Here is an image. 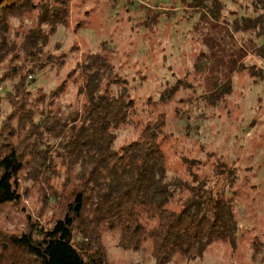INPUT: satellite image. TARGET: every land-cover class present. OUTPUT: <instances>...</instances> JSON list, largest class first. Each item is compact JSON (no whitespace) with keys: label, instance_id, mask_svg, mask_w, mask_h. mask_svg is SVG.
<instances>
[{"label":"trees","instance_id":"16d2710c","mask_svg":"<svg viewBox=\"0 0 264 264\" xmlns=\"http://www.w3.org/2000/svg\"><path fill=\"white\" fill-rule=\"evenodd\" d=\"M230 1L238 3L181 0V4L197 17V27H219L228 36L253 33L261 39L264 0H246L247 14L235 16L237 11L232 10V20L225 14ZM146 7L148 20H156L157 13ZM33 14L35 26L13 38L12 21ZM69 21L70 0H0V64L12 68L4 80L14 83L16 92L10 97L15 108L0 132V208L21 200L18 177L25 173L45 181L59 163L78 182L68 199L50 196L52 202L64 204L63 216L50 227L29 219L19 234L0 228V264H109L99 248L104 229L120 234L124 250L148 245L155 264H168L176 256L202 261L213 243L236 247L240 226L226 198L236 169L218 166L213 169L215 177H202L198 158H183L175 169L168 165L164 147L168 120L164 114L154 116L159 105L171 102L179 86L139 104L128 81L117 75L110 51L101 46L84 55L61 85L31 100L27 79L64 65L46 55V48ZM249 53L264 63V44H253ZM209 57L202 52L192 71L206 74ZM248 68L251 76L258 69L257 76L264 78V66ZM230 78L215 79L223 92L216 95L215 90L214 99L233 91ZM70 81L77 90L72 102L65 101L72 92ZM81 98L85 100L77 107ZM13 121L17 126L11 127ZM125 130L132 131L131 136L116 145Z\"/></svg>","mask_w":264,"mask_h":264},{"label":"rangeland","instance_id":"374dc122","mask_svg":"<svg viewBox=\"0 0 264 264\" xmlns=\"http://www.w3.org/2000/svg\"><path fill=\"white\" fill-rule=\"evenodd\" d=\"M237 2H228L229 20L247 14V1ZM182 4L181 0H70L69 24L58 28L46 48V55L64 65L28 78V91L31 100L39 93L48 95L84 55L101 46L110 51L117 75L128 81V90L139 104L157 100L169 88L179 86L171 102L159 105L154 116L164 114L168 120L164 134L168 165L175 169L183 158H198L202 177H215L213 169L218 166L236 169L226 198L234 208L240 233L236 247L213 243L202 261L176 256L168 264H264V78L257 76L258 69L251 76L248 68L264 66L249 53L253 44H264V36H228L219 27H197V17ZM146 6L157 13L156 20H148ZM232 10L237 15L232 16ZM35 24L36 14L13 20L11 36ZM202 52L210 56L209 70L197 74L193 65ZM11 69L8 63L0 64V132L15 108L10 98L16 94L14 83L4 80ZM225 77H231L233 91L214 99L215 90L216 95L223 92L214 81ZM69 87L72 92L65 95V101L72 102L77 90L71 81ZM12 126L17 123L13 121ZM131 134L122 131L116 145L128 141ZM55 168L45 181L26 173L18 177L22 198L0 208L2 230L19 234L29 219L50 227L63 216L64 204L52 202L50 196L56 193L68 199L78 182L59 163ZM119 239L116 231L101 232L99 248L109 264H155L148 245L138 251L124 250Z\"/></svg>","mask_w":264,"mask_h":264}]
</instances>
